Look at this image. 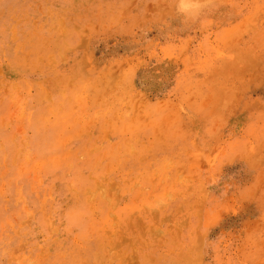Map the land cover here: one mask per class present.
Wrapping results in <instances>:
<instances>
[{
    "label": "rangeland",
    "instance_id": "rangeland-1",
    "mask_svg": "<svg viewBox=\"0 0 264 264\" xmlns=\"http://www.w3.org/2000/svg\"><path fill=\"white\" fill-rule=\"evenodd\" d=\"M0 0V264H264V0Z\"/></svg>",
    "mask_w": 264,
    "mask_h": 264
},
{
    "label": "clouds",
    "instance_id": "clouds-1",
    "mask_svg": "<svg viewBox=\"0 0 264 264\" xmlns=\"http://www.w3.org/2000/svg\"><path fill=\"white\" fill-rule=\"evenodd\" d=\"M180 7L182 10H195L196 8H198V5L194 3L185 2V0H181Z\"/></svg>",
    "mask_w": 264,
    "mask_h": 264
}]
</instances>
